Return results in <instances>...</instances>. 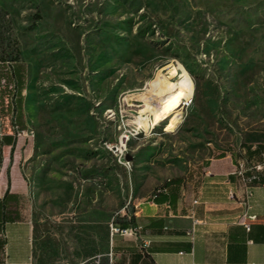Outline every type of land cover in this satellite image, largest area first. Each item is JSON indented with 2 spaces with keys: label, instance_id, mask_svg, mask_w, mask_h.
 Here are the masks:
<instances>
[{
  "label": "rangeland",
  "instance_id": "rangeland-1",
  "mask_svg": "<svg viewBox=\"0 0 264 264\" xmlns=\"http://www.w3.org/2000/svg\"><path fill=\"white\" fill-rule=\"evenodd\" d=\"M0 8L17 41L8 51L19 49L27 71L20 134L14 96L0 94V132L20 141L26 217L44 214L46 202L58 208L75 182L86 194L115 182L113 217L129 212V173L106 142L131 129L135 196L156 192L189 161L264 141V0H0ZM41 224L34 264H96L81 262L77 229L68 243L60 227L51 235Z\"/></svg>",
  "mask_w": 264,
  "mask_h": 264
},
{
  "label": "crops",
  "instance_id": "crops-1",
  "mask_svg": "<svg viewBox=\"0 0 264 264\" xmlns=\"http://www.w3.org/2000/svg\"><path fill=\"white\" fill-rule=\"evenodd\" d=\"M19 142L14 133L0 132V264H34L33 240L42 221L51 235H58L60 227L68 243L71 229L78 230L82 263L93 258L96 264H264V141L243 143L238 153L225 151L197 165L189 161L188 169L165 175L156 192L140 196L134 195L131 167L119 164L110 152L129 173L127 191L134 205L119 220L113 217L118 206L115 182L92 186L89 194L85 185L75 182L62 193L58 208L46 202L44 214L26 217L29 184ZM249 145L253 153H247ZM241 161L246 165L244 177L236 172ZM246 183L253 190L250 208ZM5 213L17 218L4 222ZM244 221L251 223L250 229ZM112 222L136 226L138 234H112Z\"/></svg>",
  "mask_w": 264,
  "mask_h": 264
},
{
  "label": "trees",
  "instance_id": "trees-1",
  "mask_svg": "<svg viewBox=\"0 0 264 264\" xmlns=\"http://www.w3.org/2000/svg\"><path fill=\"white\" fill-rule=\"evenodd\" d=\"M17 41L13 34V27L8 12L0 8V94H12L14 96L15 123L19 130L26 129L23 119L24 89L26 87L27 71L25 62L19 57V49L15 48L10 53L8 50ZM2 136V140L6 139ZM260 147V145L258 146ZM247 153H253L252 146H247ZM4 199H8V193ZM3 221L14 220L17 216L5 213Z\"/></svg>",
  "mask_w": 264,
  "mask_h": 264
},
{
  "label": "built area",
  "instance_id": "built-area-1",
  "mask_svg": "<svg viewBox=\"0 0 264 264\" xmlns=\"http://www.w3.org/2000/svg\"><path fill=\"white\" fill-rule=\"evenodd\" d=\"M118 116V113H116V117ZM17 127V126H16ZM25 130V129H24ZM24 130H19L18 127L16 129L17 133L20 134ZM132 131V129H131ZM130 131V132H131ZM130 132L127 134H119L117 138L114 141H108L106 142L107 149L115 156L116 161L119 164H122L126 167H131V150L129 147L130 142ZM239 175L244 177V174L246 172V165L244 161H241L238 165L237 171ZM245 194H246V201L248 208L251 207L250 199L253 195V190L250 185L246 183L245 186ZM234 194L232 193V196ZM250 219H255L256 214H249L248 215ZM245 226L250 229L251 223L248 221H244ZM110 230L112 234L120 233L122 235H137L138 234V227L130 225V226H122L119 224H116L112 222L110 224Z\"/></svg>",
  "mask_w": 264,
  "mask_h": 264
},
{
  "label": "bare ground",
  "instance_id": "bare-ground-1",
  "mask_svg": "<svg viewBox=\"0 0 264 264\" xmlns=\"http://www.w3.org/2000/svg\"><path fill=\"white\" fill-rule=\"evenodd\" d=\"M176 71L177 70H174V72L176 73ZM176 85V84H175ZM175 85H173V86H175ZM184 85H185V95H186V101H187V103L188 102H190V100H191V98H192V95H193V89H194V83H193V81L189 78V76L188 75H186L185 76V81H184ZM173 88V87H172ZM175 88V87H174ZM171 89V88H170ZM176 100V99H175ZM173 107H174V105H173ZM149 111V112H155V110H153L151 107H148V109H143V112L144 111ZM169 110H170V108H168V109H166V110H164V111H162L161 112V115L164 117L165 115H167L168 114V112H169ZM157 112V111H156ZM178 118V117H177ZM176 118V119H177ZM174 120V121H172V122H170L169 124H168V128H172L173 126H176V124L179 122V119H177V120ZM131 131V130H130ZM127 133H129V132H122L121 134H127ZM130 138H131V133H130Z\"/></svg>",
  "mask_w": 264,
  "mask_h": 264
}]
</instances>
